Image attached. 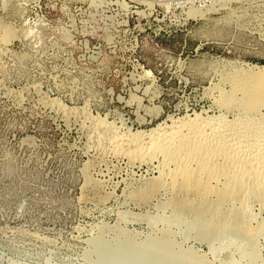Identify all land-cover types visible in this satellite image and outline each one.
<instances>
[{"label":"rangeland","instance_id":"1","mask_svg":"<svg viewBox=\"0 0 264 264\" xmlns=\"http://www.w3.org/2000/svg\"><path fill=\"white\" fill-rule=\"evenodd\" d=\"M254 66L264 0H0V264H102L99 237L264 264Z\"/></svg>","mask_w":264,"mask_h":264},{"label":"bare ground","instance_id":"2","mask_svg":"<svg viewBox=\"0 0 264 264\" xmlns=\"http://www.w3.org/2000/svg\"><path fill=\"white\" fill-rule=\"evenodd\" d=\"M255 68H257V67L254 66L253 71ZM257 69H259V72L264 73V66L258 67ZM250 72H252V70ZM251 89H253V88H251ZM256 89H259V87H255L253 89V91H249V92L254 93L255 92L254 90H256ZM234 90H235V92L238 91L236 89H234ZM249 92H243L246 94L242 95V97H243L242 101L248 100L247 98H249L248 97ZM252 93H249V94L254 95ZM260 98H258V97L256 98V99H258V101L254 100L255 101V102H253L254 107H257L259 105V103H263V101L261 99H263L264 97H262L261 99ZM244 102H246V101H244ZM254 107H252V108H254ZM247 111H248V109H247ZM263 117H264V114H263ZM263 117H260V118H263ZM200 181H201V179H200ZM188 184H189V182H188ZM195 184H197V183H195ZM167 225H168V223H167ZM185 225H186V227H184L185 228L184 230H185L186 235L189 232L190 233L199 232L198 234H200V232H201L202 237H203V233H204V236L207 235L209 238L211 237V239H208V240L205 239V240L214 249H215L214 242L216 241L215 243H218L220 245L221 237H225L226 234L231 230V226L229 224H226V226L221 228L220 225L215 223L213 220L203 221L200 219V217H197L194 221H191L190 223H187ZM166 228H168V227H166ZM169 232H170V230H169ZM217 233H219V235H217ZM174 234H177V233H174ZM208 237H205V238H208ZM196 238L198 239L197 236H196ZM184 239H185V237H184ZM203 239L204 238H202V240ZM96 241H97L98 246L96 249H93V253L95 254V256L98 259H100L102 264H205V262L203 261L202 258L200 259V262L194 261V258L191 259V255L188 256L187 252L185 250H183L182 248H177V247H175L176 244L174 245L173 243H170V242L165 241L163 239H159V240L148 239L146 241L139 243L134 238H131L130 240H122L120 238H116L114 241L111 242V241L105 240L103 237H99L98 239H96ZM193 241H194V239H193ZM192 257H194V256H192Z\"/></svg>","mask_w":264,"mask_h":264}]
</instances>
